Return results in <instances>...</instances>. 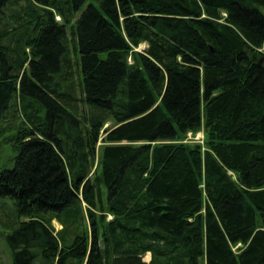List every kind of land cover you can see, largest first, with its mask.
Instances as JSON below:
<instances>
[{
  "label": "trees",
  "instance_id": "trees-1",
  "mask_svg": "<svg viewBox=\"0 0 264 264\" xmlns=\"http://www.w3.org/2000/svg\"><path fill=\"white\" fill-rule=\"evenodd\" d=\"M263 47L264 0H0L12 263L264 264Z\"/></svg>",
  "mask_w": 264,
  "mask_h": 264
},
{
  "label": "rangeland",
  "instance_id": "rangeland-1",
  "mask_svg": "<svg viewBox=\"0 0 264 264\" xmlns=\"http://www.w3.org/2000/svg\"><path fill=\"white\" fill-rule=\"evenodd\" d=\"M70 36V34H69ZM71 39V38H70ZM147 48L146 44L140 46L139 51H143ZM73 58H75V53L73 47H71ZM264 53V47L261 50ZM132 62V61H131ZM113 123H109L105 128L111 126ZM9 125V124H7ZM1 128V127H0ZM15 129L6 128L5 132L0 135V170L6 168L14 167V158L17 155L12 148V144L8 142L15 134ZM198 137V138H197ZM204 129H202L197 134H192L191 137L185 140V143H196L204 145ZM16 216V205L14 201L10 198L0 197V264H13L12 258L8 249L7 237L12 234V227L14 218ZM54 226L57 230L61 229L59 223L54 221ZM151 256L147 255L145 261L149 262Z\"/></svg>",
  "mask_w": 264,
  "mask_h": 264
},
{
  "label": "built area",
  "instance_id": "built-area-1",
  "mask_svg": "<svg viewBox=\"0 0 264 264\" xmlns=\"http://www.w3.org/2000/svg\"><path fill=\"white\" fill-rule=\"evenodd\" d=\"M193 133H189L188 136L191 137ZM198 138V137H197Z\"/></svg>",
  "mask_w": 264,
  "mask_h": 264
},
{
  "label": "water",
  "instance_id": "water-1",
  "mask_svg": "<svg viewBox=\"0 0 264 264\" xmlns=\"http://www.w3.org/2000/svg\"><path fill=\"white\" fill-rule=\"evenodd\" d=\"M264 60H262V62H263Z\"/></svg>",
  "mask_w": 264,
  "mask_h": 264
}]
</instances>
